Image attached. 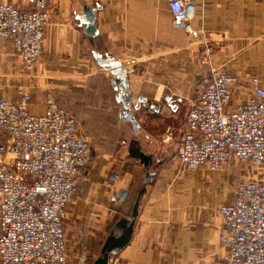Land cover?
<instances>
[{"label":"crops","instance_id":"0c3cea01","mask_svg":"<svg viewBox=\"0 0 264 264\" xmlns=\"http://www.w3.org/2000/svg\"><path fill=\"white\" fill-rule=\"evenodd\" d=\"M190 1V28L203 42L173 27L168 0H51L44 51L30 73L12 43L0 41V98L15 103L27 91L29 113L41 116L51 97L92 148L66 207L67 264H93L101 257L109 238L120 233L117 225L131 221L137 200L130 242L114 255L119 264H217L226 257L218 209L230 205L238 184L259 178L261 169L231 161L217 172L189 171L176 150L199 81L211 67L237 77L227 111L247 102L250 78L264 89V0ZM11 3L22 0H0ZM86 7L95 11V36L85 32ZM116 69L124 70L125 91ZM127 95L137 130L122 120ZM135 150L150 157L147 167ZM12 162L11 155H0V167Z\"/></svg>","mask_w":264,"mask_h":264},{"label":"built area","instance_id":"2783aa9c","mask_svg":"<svg viewBox=\"0 0 264 264\" xmlns=\"http://www.w3.org/2000/svg\"><path fill=\"white\" fill-rule=\"evenodd\" d=\"M50 1L0 5V41L12 43L27 73L44 51ZM168 7L173 27L203 42L190 28L191 1L168 0ZM237 82L221 67L201 78L176 159L189 171L217 172L231 161L261 169L259 178L238 184L230 205L218 209L226 257L217 264H264V89L250 78L247 102L227 111L229 88ZM29 101L27 91L15 103L0 98V155L13 157L9 168L0 167V264H67L66 207L78 192L92 148L54 99L47 98L41 116L29 113ZM109 264H119L118 258L111 256Z\"/></svg>","mask_w":264,"mask_h":264},{"label":"water","instance_id":"95a60500","mask_svg":"<svg viewBox=\"0 0 264 264\" xmlns=\"http://www.w3.org/2000/svg\"><path fill=\"white\" fill-rule=\"evenodd\" d=\"M83 13L85 14V17L82 19L83 23L86 24V31L85 32L88 35L95 36L96 32H95V28L93 25L94 19H95V11H91L88 7H86L85 9H83ZM97 61L99 63H101L102 65H105V67L106 66L117 67V64L111 60L106 61V60L97 59ZM113 74L120 78V80L122 81L121 84L123 86L122 90L125 91L126 90L125 89L126 79L124 76V70L123 69H116L115 71H113ZM123 104L125 107V112H123L121 114L123 122L131 123L133 128L135 130H137V122L135 121V119H133L132 113L128 111L131 108L130 107L131 98L128 95H127V98L125 100H123ZM138 109H139V104H137L133 108V111L135 112ZM134 155L136 156L137 159L140 160L141 164H143L145 167L148 166V163L150 161L149 156H145L143 153L139 152L138 150L134 151ZM144 185L141 187V189L139 190V192L137 194L138 198L144 193V190H145ZM137 207H138V200L133 205L132 212L129 216L131 218V221L125 222L123 224L120 223L119 225H117L116 229H121L120 233H118L116 236H111L109 238L108 242L105 244V246L103 247V249L101 251L102 252L101 257L96 259L93 264H109L110 257L116 255L124 247L127 246V244L130 242V239H131V236L133 233V225H134L133 220L137 216Z\"/></svg>","mask_w":264,"mask_h":264},{"label":"rangeland","instance_id":"374dc122","mask_svg":"<svg viewBox=\"0 0 264 264\" xmlns=\"http://www.w3.org/2000/svg\"><path fill=\"white\" fill-rule=\"evenodd\" d=\"M68 263V262H67Z\"/></svg>","mask_w":264,"mask_h":264}]
</instances>
